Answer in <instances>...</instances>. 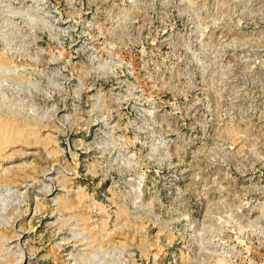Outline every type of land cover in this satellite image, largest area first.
Segmentation results:
<instances>
[{
  "label": "rangeland",
  "instance_id": "obj_1",
  "mask_svg": "<svg viewBox=\"0 0 264 264\" xmlns=\"http://www.w3.org/2000/svg\"><path fill=\"white\" fill-rule=\"evenodd\" d=\"M0 264H264V0H0Z\"/></svg>",
  "mask_w": 264,
  "mask_h": 264
}]
</instances>
